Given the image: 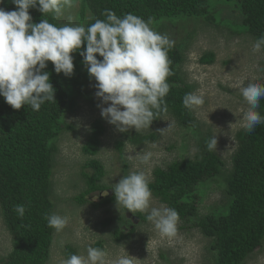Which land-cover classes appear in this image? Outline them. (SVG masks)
Here are the masks:
<instances>
[{
    "label": "rangeland",
    "instance_id": "rangeland-1",
    "mask_svg": "<svg viewBox=\"0 0 264 264\" xmlns=\"http://www.w3.org/2000/svg\"><path fill=\"white\" fill-rule=\"evenodd\" d=\"M9 3L15 4L13 0ZM54 16L62 25L85 27L92 18L88 5L82 12V0H73L71 7L65 6L61 15ZM153 27L174 41L173 47L179 49L184 58L178 68L181 77L193 87L192 93L204 98L201 107L191 110L196 119L195 127L182 128L171 115L165 114L140 132L134 128L128 132L118 131L101 116L98 105L107 107L108 104H103L95 95L96 81L83 67L82 91L70 93L60 117L61 124L69 125L71 130L61 131L53 141L56 150L51 160L50 199L53 213L68 217V224L61 232L53 228L46 264H61L70 258L66 251L69 246L76 255L87 257L88 247L98 245L107 253L106 264L127 255L134 257L133 264H213V252L209 250L211 239L198 229L179 220L177 235L162 237L154 223L147 220L148 213H133L117 206L113 188L132 171H143L151 183L155 168L166 170L172 162L198 159L202 140L215 137L217 148L213 152L222 161L220 172L196 187L199 201L195 204L199 217L226 213L229 205L226 179L232 170L235 134L245 129L243 114L248 107L239 89L249 82H258L264 87V50L253 52L257 39L246 33L238 4L233 1L210 0L204 16L164 17L154 21ZM206 52L214 54L212 64L199 62ZM96 119L102 121L105 131L97 153L90 156L83 152V146ZM170 123L172 127L166 129ZM161 129L166 130L161 132ZM135 133L153 134L156 138L136 145L129 141ZM118 142L123 144L125 173L116 149ZM147 152L152 153L149 163H141L137 154ZM130 156L133 158L129 159ZM91 160L102 164L105 175L98 183L109 193H95L87 197L88 201L98 202L99 196L113 198L110 203L95 208L88 202L80 205L75 201L86 189L82 174L90 172L87 164ZM151 206L167 207L153 196ZM108 219L110 224L103 225ZM118 230L132 232L128 239L117 242L114 233ZM11 250L12 237L0 205V258ZM245 264H264V243L247 257Z\"/></svg>",
    "mask_w": 264,
    "mask_h": 264
},
{
    "label": "trees",
    "instance_id": "trees-1",
    "mask_svg": "<svg viewBox=\"0 0 264 264\" xmlns=\"http://www.w3.org/2000/svg\"><path fill=\"white\" fill-rule=\"evenodd\" d=\"M238 4L242 15V25L247 34L259 39L264 36V0H225ZM210 0H82L83 8L88 5L92 14L86 27L96 19H106L105 9H110L118 17L127 13L137 15L147 21L152 18L158 21L164 17L179 15L204 16L208 12ZM16 5L9 0H0V8L6 11L16 10ZM33 23L48 19L56 26H63L53 13L43 15L39 5L29 8ZM264 50V47H262ZM80 51H86V42ZM74 57V74L65 76L57 74L51 62L42 71L50 74V82L55 89V100L46 101L39 111L25 105L19 110L13 109L0 95V205L2 207L7 230L12 237V250L0 264H46L51 245L53 228L48 226L46 214L53 213L50 199L51 160L56 150L53 141L63 130H71L69 125H62L60 117L69 101L70 93H79L82 88L83 57L80 52ZM168 56L172 61L170 67L173 75L168 77L170 91L164 98L167 113L182 128H194L196 119L192 111L183 105L186 93H192L193 87L186 84L178 68L183 63V54L172 47ZM98 59H102L97 54ZM214 54L204 53L201 64H212ZM264 116V100L257 110ZM162 113L157 116L156 122ZM105 127L101 120L91 124L90 133L83 146V152L94 156L100 145ZM153 134L135 133L129 141L139 145L154 141ZM236 149L232 156V170L226 179V196L229 198L226 213L213 216H198L196 201H199L196 187L217 176L222 161L217 154L209 151L203 139L199 147L200 157L196 160L172 162L166 170L155 168L153 181L149 183L152 196L168 208L175 209L179 220L190 223L202 235L211 239L209 250L213 252V264H245L249 255L261 248L264 243V122H261L252 134L245 129L235 134ZM123 144L118 142L116 149L126 172V162L122 152ZM87 167L89 173H83L86 189L75 198L82 205L91 207L113 201L112 197L99 198L98 202H89L88 196L102 192L107 188L98 182L105 175L100 162L91 160ZM25 205V213L20 217L15 206ZM142 218V217H141ZM106 220L103 225L110 224ZM132 230L127 233L116 231L117 242L128 239ZM97 248L101 249L98 245ZM67 256L75 254L72 247H67Z\"/></svg>",
    "mask_w": 264,
    "mask_h": 264
},
{
    "label": "clouds",
    "instance_id": "clouds-1",
    "mask_svg": "<svg viewBox=\"0 0 264 264\" xmlns=\"http://www.w3.org/2000/svg\"><path fill=\"white\" fill-rule=\"evenodd\" d=\"M16 10L0 8V95L13 109L25 105L39 111L46 101L55 100V89L50 74L42 71L51 62L57 74H74L73 53L80 52L83 63L98 89L95 95L107 107L101 108V116L120 132L135 129L140 132L150 128L153 120L167 113L165 97L171 85L168 77L174 73L168 56L174 46L166 34L153 27L154 21H147L132 13L122 18L110 9H105L106 19L83 25L56 26L48 19L32 22L30 7L39 5L43 15L62 14L65 6L71 7L73 0H13ZM86 42V51H80ZM264 47V36L256 40L253 52ZM97 54L102 57L97 58ZM248 105L243 114V127L252 134L264 122L258 113L264 100V87L258 82H249L240 89ZM204 104L202 95L186 93L183 105L195 110ZM170 123L166 129H170ZM166 129H161L164 131ZM209 151L216 150L217 139L207 142ZM151 152L137 154L141 163H149ZM133 157H129L132 159ZM117 206L136 213H148L147 220L154 223L162 237L177 235L179 214L175 209L152 207V191L143 171H132L123 176L114 186ZM20 217L24 216L25 205L15 206ZM48 226L61 232L68 224V217L55 213L46 214ZM107 253L99 248L88 247L87 257L73 254L61 264H106ZM130 255L121 256L112 264H133Z\"/></svg>",
    "mask_w": 264,
    "mask_h": 264
},
{
    "label": "flooded vegetation",
    "instance_id": "flooded-vegetation-1",
    "mask_svg": "<svg viewBox=\"0 0 264 264\" xmlns=\"http://www.w3.org/2000/svg\"><path fill=\"white\" fill-rule=\"evenodd\" d=\"M108 192L109 193V191H107V190H104V191H102V192H99V194L101 195V193H103V192ZM99 198H102L101 196H99Z\"/></svg>",
    "mask_w": 264,
    "mask_h": 264
}]
</instances>
